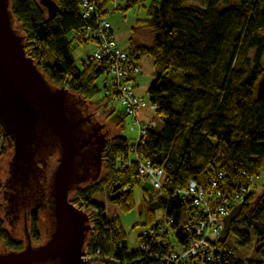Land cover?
Listing matches in <instances>:
<instances>
[{"label": "trees", "instance_id": "16d2710c", "mask_svg": "<svg viewBox=\"0 0 264 264\" xmlns=\"http://www.w3.org/2000/svg\"><path fill=\"white\" fill-rule=\"evenodd\" d=\"M11 1L18 29L25 36L26 52L52 84L67 87L85 105L91 104L102 88L110 97L105 82L104 87L98 84L108 74V60L92 58L91 41H75L76 32L88 24L81 16V0H55L60 8L52 18L39 0ZM94 1L102 9L111 0ZM140 2L130 1L118 10H127ZM147 7L149 18L138 20L132 28L125 50L134 61L147 55L161 67L148 88L149 102L155 106L153 116L161 120V125L149 130L139 145L136 138L130 142L124 134L113 135L103 154L102 175L79 186L70 196L74 206L98 209L87 217L88 224L96 223V227L89 231L85 245L94 249L98 244L104 256L90 263H155L153 257L138 248L127 254V234L119 217H109L105 206L92 200V196L106 189L111 196L113 185L120 183L121 196L112 202L123 212L135 207L134 188L142 183L136 150L145 159L165 167L163 195L155 198L153 191L144 190L143 214L144 225L153 231L169 218L174 219L171 226L176 240L170 239V247L174 242L187 243L189 232L185 225L192 216L201 214L192 199H185L178 189L187 188L192 180L211 188L216 180L214 203L236 195L241 187L249 188L243 203L230 208L231 212L240 205L226 237L217 243L223 249L221 256L208 261L200 253L196 260L182 264H264V258L238 255L234 244L247 245L254 236L255 250L264 256V193L254 190V178L264 168V91H259L264 76V0H204L203 4L191 0H152ZM141 29L153 32L151 43L137 39ZM76 46L92 47L82 67L73 54ZM178 75L182 83L177 81ZM98 100L103 104V114L115 125L124 126L129 115L125 109L121 113L110 103ZM127 161L129 166L125 165ZM127 185L130 189L123 191ZM158 211L164 219H160ZM37 222L38 214H34L31 232L36 237ZM102 233L106 238H100ZM156 234L152 239L155 245ZM160 235L168 238L159 233L157 236ZM0 241L9 250L23 247L22 241L4 226L1 214ZM157 246L152 247L153 252H158ZM109 255L119 262L105 257Z\"/></svg>", "mask_w": 264, "mask_h": 264}, {"label": "water", "instance_id": "95a60500", "mask_svg": "<svg viewBox=\"0 0 264 264\" xmlns=\"http://www.w3.org/2000/svg\"><path fill=\"white\" fill-rule=\"evenodd\" d=\"M50 18L59 10L55 0H39ZM17 21L12 11L11 0H0V129L6 137L7 152L14 150L6 160L4 183L9 170L20 167L32 158L37 149H51L58 152L50 157L48 171H53L49 193V217L54 229L50 238L40 244L33 241L27 232L29 243L21 250H8L0 245V264H45L55 260L67 264H91L83 258L85 242L89 231L88 215L77 209L70 201L74 190L86 185L87 179L95 181L102 174L103 151L106 136L101 132L104 125L114 133L110 124L98 117L91 106L94 118L99 121L98 130L90 132L85 128L87 117L78 110L77 102H84L65 86L52 84L35 60L26 52L25 36L16 27ZM259 91H264V76L259 83ZM13 148V149H12ZM59 153V154H58ZM59 160V163H57ZM21 188L26 185L18 183ZM3 187L0 201H4ZM111 201L121 196V184L112 188ZM264 193V191L262 192ZM261 193V194H262ZM241 204V203H240ZM240 205L224 217V227L220 238H225ZM4 216L2 213H0ZM40 225L42 238H47V224L43 214ZM5 227L12 230L17 240L25 239L24 221L21 219L15 229L5 219ZM42 243V242H41Z\"/></svg>", "mask_w": 264, "mask_h": 264}, {"label": "built area", "instance_id": "2783aa9c", "mask_svg": "<svg viewBox=\"0 0 264 264\" xmlns=\"http://www.w3.org/2000/svg\"><path fill=\"white\" fill-rule=\"evenodd\" d=\"M134 0H111L112 5L104 8H99L94 0H81L80 11L82 19L88 24L84 29L77 31L75 34V41L81 42L89 40L93 43L92 58L97 60H108V74L105 79V84L108 87V94L113 102L120 101L124 106L125 111L132 116L134 125L132 129L137 131L136 144L139 145L145 141L149 130L157 129L161 125V120L158 117L140 118L139 112L149 107L154 110L155 106L143 96L136 92V78L141 73L142 68L139 61L132 60L130 54L121 46L115 35V27L109 20L108 15L116 12L118 7ZM135 158L138 162V173L145 182H149L153 187L154 197L159 198L163 195L165 183L163 180L165 167L154 164L151 160L145 159L135 150ZM131 163L125 162L126 166ZM222 177V173H220ZM130 185L123 187V191H128ZM218 187V182L214 180L212 187L207 188L204 185H199L195 180L189 182L188 187L185 189H178L177 192L185 199H192V203L200 208V216H192L189 223L185 225L186 230L189 232L188 241L185 245L177 244L174 246L171 238L176 240L175 230L172 228L174 219L169 218L168 222L160 224L156 231L145 228L138 237V250L147 253L150 257L155 259L154 264H182L185 261L196 260L200 253H204L207 260L214 259L215 256L219 258L223 249L219 248L218 241L222 229L224 227V217L230 213V208L234 205L243 203L249 188L241 187L236 195L225 198L223 201L220 199L217 202L213 201L214 191ZM218 194V193H217ZM220 195V193L218 194ZM217 195V196H218ZM217 199V198H216ZM85 212L86 206H77ZM98 209L86 212L88 217L95 213ZM96 223L91 224L94 229ZM100 228V226H98ZM154 232L156 234V245L153 242ZM163 234L164 236H157ZM100 238H106V234L102 233ZM152 240L147 242L146 240ZM152 242V243H151ZM91 249L86 244L84 248L83 258H88V261H93L103 255L100 246ZM158 245V246H157ZM157 246L158 252H153L152 247ZM178 247V248H177ZM90 248V249H89ZM127 254H133L134 250L127 247ZM114 262L119 260L112 256H105Z\"/></svg>", "mask_w": 264, "mask_h": 264}, {"label": "rangeland", "instance_id": "374dc122", "mask_svg": "<svg viewBox=\"0 0 264 264\" xmlns=\"http://www.w3.org/2000/svg\"><path fill=\"white\" fill-rule=\"evenodd\" d=\"M151 1L152 0H141L140 3H138L137 5L133 7H130L127 10H124V9L117 10L116 12L110 13L108 15L109 20L112 22L117 32L120 34L121 37L125 39L123 45H121L122 47L128 46L126 44H128L129 41L128 42L126 41V38H128L126 35L128 32H130V30H132L134 26L137 25L138 20H146L147 18H149L147 6ZM191 1L195 3L203 4L204 0H191ZM109 5L111 6L112 3H110ZM122 5H125V4H122ZM16 27L20 28V25L17 23ZM137 37L140 40H143L144 42L151 43L154 39V34L150 29H141L139 30ZM91 48H92L91 46H87V47L76 46L74 48L73 54H74L76 63L79 67H82L83 60H87L88 54L91 52ZM263 64H264V57H263ZM149 74L152 75L151 72ZM106 77L107 75H103L98 80V84L101 87H104L103 85H104V81ZM176 79L179 83H182V78H180L179 75L176 77ZM150 84H151V81H149L148 83H141L140 86L136 87L137 94L140 96H143L146 100H149L147 90ZM54 85L58 86L56 84ZM59 86H63V85H59ZM98 99H102L103 103H107V104L110 103L111 105L114 106L116 111L124 113V106L121 104V102L120 101L113 102V100L108 101L110 97H108V95L106 96V91L104 88H102V90L98 93V95L92 101H90L91 103L90 105L94 108V112L98 113V117L103 120V123H105L106 121L108 124H110V126L112 127V130H114V133H112V135L124 134L130 139V142H133L138 133L137 131L132 129V126L134 125L132 116L127 115L125 117L124 126H117L111 121V118L109 116H106L105 114H103L105 110L100 107L103 104L100 105V101ZM6 140L7 139L4 137L3 132L0 129V180L1 181L3 180V178L6 177V175L4 174V171L6 168V160L8 158V155H12L13 153V150H10L7 152ZM51 157H53V155H51ZM131 158L134 159V154H131ZM57 163H59V160H57ZM103 171H104V165H103L102 173ZM254 184H255L254 190L257 191V193L261 194L264 191V168L260 169L259 175L255 176ZM144 190L152 191L153 187L149 182H145L143 180V182L140 185H136L134 188L135 207L127 212H123L117 204L111 201L109 193H108V189L104 190L102 193L92 196V200L94 202L103 204L105 206L106 213L108 214L109 217L111 218L119 217L120 222L127 234V246L133 250L138 248V244H139L138 236H140L142 231L146 228V226L144 225L145 217L143 214ZM77 206H79V204L75 205L76 208ZM90 208L91 209L86 207L84 209L85 212L88 213L94 209V207H90ZM158 216L160 217V219H164L163 214L160 211H158ZM40 221H41V218L40 216H38V222L36 226L37 231H38V237L35 236L33 238V241H37L39 243L44 242L42 238L43 228L40 225ZM4 225H5V221H4ZM239 225L240 224H237V226ZM240 228H244V227L240 225ZM30 229H32V226H30ZM19 240L22 241V246H24L25 239L21 238ZM255 243H256V239L254 236L252 237L251 242L244 246H240L239 244L234 242L235 247L237 248L238 255L244 258L248 256L264 258L262 254H259L256 252ZM3 244L4 243L0 241V245H3ZM5 247L7 248L6 245Z\"/></svg>", "mask_w": 264, "mask_h": 264}, {"label": "flooded vegetation", "instance_id": "af4514ba", "mask_svg": "<svg viewBox=\"0 0 264 264\" xmlns=\"http://www.w3.org/2000/svg\"><path fill=\"white\" fill-rule=\"evenodd\" d=\"M75 104L80 113L87 117L85 128L90 132L98 130L100 124L102 123H100L99 121H97L96 118H94L90 104L85 105V102H77L76 100ZM101 132L104 133L106 136V144L103 151L104 154L113 135L111 134L110 129H108L105 125L101 129ZM57 152L58 151L54 149H51L49 152L47 151V149H37L36 152L32 155V158L30 160L28 159V161H26L25 163H21L18 157L16 159V163L20 167H12L9 170L8 177L3 183L2 193L4 201H0V213L4 215L3 218L5 217V219H8V223L10 224V226L13 227V229H15V226H17V223L21 219L24 221L23 223L26 234V244L21 249H23L29 243L26 229H28V233L31 238V243L34 246L43 244L52 235L54 224L53 221L50 219L48 213V198L50 193L51 177L54 170L49 172L48 166L50 164L49 159L51 155H53L54 153L56 154ZM20 180L23 185L27 186V189L18 186ZM90 181V178L87 179V183ZM34 214H38V216L40 214H43L47 224V238L44 242L40 244L33 243V238L35 236H32V232L30 229V226H32V217ZM9 231L12 233V230ZM45 264H67V262L64 260L59 263L53 260Z\"/></svg>", "mask_w": 264, "mask_h": 264}, {"label": "crops", "instance_id": "0c3cea01", "mask_svg": "<svg viewBox=\"0 0 264 264\" xmlns=\"http://www.w3.org/2000/svg\"><path fill=\"white\" fill-rule=\"evenodd\" d=\"M110 3L111 2H109L106 6H109ZM120 10H122V9H120ZM115 35H116V38L118 39L119 43L121 45H123L125 39L120 36V34L117 32V30H115ZM131 35H132V30H130V32H128L126 35L128 37V38H126L127 42L129 41V38ZM137 39L141 42L143 41V40H140L139 38H137ZM126 45H128V44H126ZM128 46H125L123 48L126 49ZM139 62L141 64L142 71L136 78V87L140 86L141 83H148L149 81H151V83H152L155 79L156 72L159 71L161 68V67H159V65L156 64L155 60L152 57L147 56V55L142 56L139 59ZM150 72L152 75L149 74ZM153 115H154V111L149 107H146L139 112L140 118L148 119V118H152Z\"/></svg>", "mask_w": 264, "mask_h": 264}]
</instances>
